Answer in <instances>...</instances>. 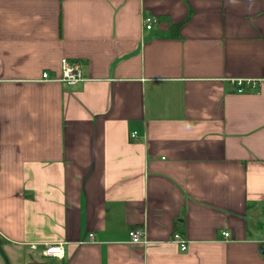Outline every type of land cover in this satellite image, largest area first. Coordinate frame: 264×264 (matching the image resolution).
Returning <instances> with one entry per match:
<instances>
[{
    "label": "crops",
    "instance_id": "0c3cea01",
    "mask_svg": "<svg viewBox=\"0 0 264 264\" xmlns=\"http://www.w3.org/2000/svg\"><path fill=\"white\" fill-rule=\"evenodd\" d=\"M261 77L264 0H0V264H264Z\"/></svg>",
    "mask_w": 264,
    "mask_h": 264
},
{
    "label": "built area",
    "instance_id": "2783aa9c",
    "mask_svg": "<svg viewBox=\"0 0 264 264\" xmlns=\"http://www.w3.org/2000/svg\"><path fill=\"white\" fill-rule=\"evenodd\" d=\"M152 23L150 20L146 21V27L151 28ZM43 78L46 79H53L51 78L48 72L43 73ZM61 81L67 84H75L79 81L84 79V76L80 69V64L77 61H69L67 58L62 59V73L59 78ZM264 80V77L261 78H237L234 82L238 85V90L243 91L249 86L255 87L257 84ZM137 136V131L132 132V137ZM225 236H228V233L225 231L223 232ZM130 240L134 243H143L146 242V233L144 228H133L129 231ZM94 234L90 233V239H93ZM174 239L181 243V248H186V241L182 238L180 233L174 234ZM32 248L36 246V244L30 245ZM44 254L47 256H57L62 257L64 255V244L60 243H47L44 246L43 250Z\"/></svg>",
    "mask_w": 264,
    "mask_h": 264
}]
</instances>
